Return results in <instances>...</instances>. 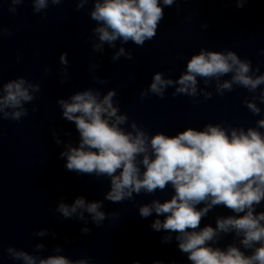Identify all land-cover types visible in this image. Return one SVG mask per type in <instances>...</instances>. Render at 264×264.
Returning a JSON list of instances; mask_svg holds the SVG:
<instances>
[{"label": "clouds", "instance_id": "1", "mask_svg": "<svg viewBox=\"0 0 264 264\" xmlns=\"http://www.w3.org/2000/svg\"><path fill=\"white\" fill-rule=\"evenodd\" d=\"M8 2V11L15 14L25 0ZM31 2L33 13L39 14L50 4L57 6L64 0ZM89 2L93 4L90 18L96 22L91 30L92 50L104 53L105 45L115 49L112 62L121 57L132 59V51L123 46L128 42L143 47L146 41L155 38L164 19L165 7L177 4V14L181 12L178 0H75L76 10H87L85 6ZM231 2L243 8L249 0ZM4 35L11 36L12 32L0 25V39ZM117 41L121 46L117 47ZM20 58L17 54L18 61ZM59 62L62 66L59 82L65 84L70 80L67 52L61 53ZM101 66L93 63L89 71L94 72ZM44 71L49 73L51 68L46 67ZM93 81L108 83L99 76H93ZM201 81L204 87L200 86ZM213 86L219 96L235 88L246 89L251 98L245 97L243 105L254 116H261L264 73L259 65L254 68L250 59H242L230 49L200 48L187 60L185 70L176 79L155 72L139 98L143 101L154 95L163 99L171 88L173 97L188 96L200 103V97L212 98L213 92L208 89ZM40 91L39 83L23 76L7 82L0 76V121L19 122L27 117L29 109L25 105L37 99ZM117 95L115 88L102 93L90 87L57 99L62 118L73 123L79 134L78 143L73 145L63 141L54 129L51 131L56 144L64 147L59 155L66 160V170L97 179L107 178L110 187L103 200L88 201L78 196L68 204L61 197L54 212L63 219L82 221L85 226L81 234L89 235V219L97 227L106 220L119 219L118 212L103 210L104 201L134 202L135 195H153L170 186V198L163 202L154 198L138 206L141 218L155 214L150 228L166 233L161 237L162 244L175 240L178 250L186 255L190 264H264V210L258 211L264 204V117L249 127L207 123L202 129L186 127L174 135L162 131L150 134L121 112ZM36 110L32 108L33 112ZM217 207L226 208L231 214L217 215L215 226L203 224ZM48 235L56 237L55 232L46 228L33 232L34 237ZM226 236H231L232 240L222 247L220 242ZM44 250V243H36L31 253L14 246L3 249L0 243V251H6L9 258L22 264H93L90 257L73 260L61 254L63 247L59 244L53 248L55 254L39 255ZM133 264H140V261H133ZM153 264L164 262L156 260Z\"/></svg>", "mask_w": 264, "mask_h": 264}]
</instances>
